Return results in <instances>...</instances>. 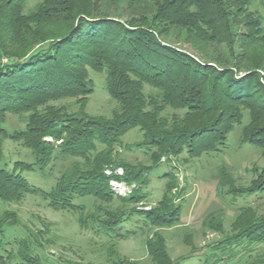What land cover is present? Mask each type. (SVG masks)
Returning a JSON list of instances; mask_svg holds the SVG:
<instances>
[{
    "label": "trees",
    "instance_id": "trees-1",
    "mask_svg": "<svg viewBox=\"0 0 264 264\" xmlns=\"http://www.w3.org/2000/svg\"><path fill=\"white\" fill-rule=\"evenodd\" d=\"M24 2H0V134L4 136L5 113L31 112L25 128L10 138L23 141L34 158L31 163L15 161L11 171L0 168L1 201L41 194L22 174L42 171L58 154L75 161L44 198L49 207L77 214L79 227L114 233L133 214L143 215L153 227H171L180 216V205L168 197L177 189L172 173L164 174L169 180L154 209L109 211L101 206L114 197L133 206L146 199L141 190L147 168L117 164L114 158L113 148L125 133L139 128L143 145L156 149L151 157L157 165L165 155L184 150L191 157L218 152L242 120L241 110H247L242 142L261 150L264 159V34L248 0H42L26 14ZM178 40L200 57L172 44ZM8 43L16 46L8 49ZM85 67L106 72L108 93L120 111L111 119L81 110L36 111L49 100L90 94ZM144 87L156 96L145 97ZM165 107L184 114L168 120L160 116ZM117 168L120 175L114 173ZM112 181L135 188L126 198L115 196ZM229 185L223 175L219 190ZM263 191L264 166L249 188L227 194L236 198ZM83 197L94 200V211L73 203ZM248 211L247 206L237 209L235 225L241 226L236 236L195 254L199 264H264V216L249 218ZM204 225L220 227L210 216ZM4 226L0 218V235ZM146 248L151 264H184L194 258L191 251L170 260L158 234ZM113 264L139 263L118 257Z\"/></svg>",
    "mask_w": 264,
    "mask_h": 264
},
{
    "label": "rangeland",
    "instance_id": "rangeland-1",
    "mask_svg": "<svg viewBox=\"0 0 264 264\" xmlns=\"http://www.w3.org/2000/svg\"><path fill=\"white\" fill-rule=\"evenodd\" d=\"M41 1L25 0L22 12L26 14L35 11ZM248 2L249 10L260 18L264 34V0ZM6 33L7 30L3 34ZM5 37L9 38V35ZM178 41H173L172 44L200 57L188 44ZM11 46L16 44L8 43V49ZM85 71L86 80L92 89L90 94L84 98L65 96L49 100L37 106L36 111L44 112L45 108H55L64 110L66 114H77L81 110L89 117L111 119L120 110L118 103L108 93L106 72H96L89 67H85ZM143 93L145 97L152 98L157 94L148 87H144ZM160 111V116H165L168 120L171 117L181 118L184 114V111H176L170 107ZM241 113L242 120L233 126L224 146L215 153L191 157L184 150L179 155H165L155 165L151 154L156 149L143 145L144 134L139 128L125 133L114 146L117 164L147 168V184L141 190L146 199L136 206L122 204L116 197L111 204H97L109 211L129 210L132 207L141 212L154 209L162 200L169 180L163 176L172 173L177 189L168 197L173 198L175 206L180 205V216L179 222L171 227H153L143 215L133 214L114 233L99 231L95 227L83 229L77 223V214L49 207L48 200L44 198L55 186L59 174L68 171L75 159L62 158L56 154L42 171L24 172L22 176L28 184L43 193L35 192L18 201L0 200V218L5 225L0 235V263L29 264L26 261L32 257L37 258L38 264H113L119 257L128 262L151 264L146 242L153 239L154 234H158L170 260L175 262L194 251V258L191 256L184 264H199V259L195 256L198 251H207L208 247L236 236V229L241 226L235 225L239 207H249V218L264 216V191L236 198L227 194L229 190L249 188L264 166L261 150L242 142V130L249 123V115L247 110H241ZM30 114L31 112L5 113L1 127L4 136L0 134V168L11 171L15 161L33 162V154L23 141L10 138L25 128ZM102 149V146H98V150ZM105 173L109 174L108 171ZM114 173L120 175L122 171L117 168ZM223 175L231 180V185L220 191L218 184ZM110 186L115 196L122 198H126L135 188V185L113 181ZM73 203L89 211H94L96 205L90 197L76 198ZM99 216L103 218L102 213ZM207 216L215 224H219V230L209 229L204 225ZM8 224L12 226H7ZM27 246H31L32 250L27 251Z\"/></svg>",
    "mask_w": 264,
    "mask_h": 264
}]
</instances>
